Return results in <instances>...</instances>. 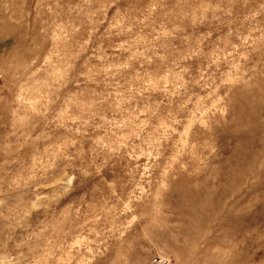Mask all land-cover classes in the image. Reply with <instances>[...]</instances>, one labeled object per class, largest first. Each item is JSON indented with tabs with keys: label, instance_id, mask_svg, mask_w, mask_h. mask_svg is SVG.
<instances>
[{
	"label": "rangeland",
	"instance_id": "1",
	"mask_svg": "<svg viewBox=\"0 0 264 264\" xmlns=\"http://www.w3.org/2000/svg\"><path fill=\"white\" fill-rule=\"evenodd\" d=\"M0 264H264V0H0Z\"/></svg>",
	"mask_w": 264,
	"mask_h": 264
}]
</instances>
